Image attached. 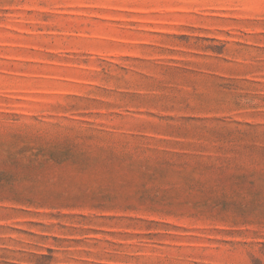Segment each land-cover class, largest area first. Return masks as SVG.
<instances>
[{"label":"rangeland","instance_id":"obj_1","mask_svg":"<svg viewBox=\"0 0 264 264\" xmlns=\"http://www.w3.org/2000/svg\"><path fill=\"white\" fill-rule=\"evenodd\" d=\"M0 264H264V0H0Z\"/></svg>","mask_w":264,"mask_h":264}]
</instances>
